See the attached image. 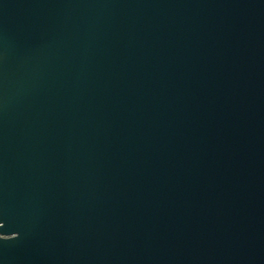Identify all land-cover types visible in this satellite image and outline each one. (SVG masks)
<instances>
[{"label":"water","instance_id":"water-1","mask_svg":"<svg viewBox=\"0 0 264 264\" xmlns=\"http://www.w3.org/2000/svg\"><path fill=\"white\" fill-rule=\"evenodd\" d=\"M0 264H264V0H0Z\"/></svg>","mask_w":264,"mask_h":264}]
</instances>
